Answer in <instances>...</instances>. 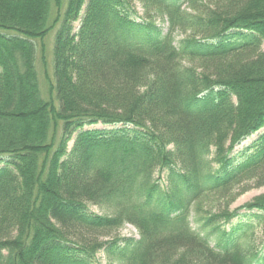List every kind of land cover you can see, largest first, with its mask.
<instances>
[{
    "label": "trees",
    "instance_id": "trees-1",
    "mask_svg": "<svg viewBox=\"0 0 264 264\" xmlns=\"http://www.w3.org/2000/svg\"><path fill=\"white\" fill-rule=\"evenodd\" d=\"M263 128L264 0H0V264H264Z\"/></svg>",
    "mask_w": 264,
    "mask_h": 264
},
{
    "label": "rangeland",
    "instance_id": "rangeland-1",
    "mask_svg": "<svg viewBox=\"0 0 264 264\" xmlns=\"http://www.w3.org/2000/svg\"><path fill=\"white\" fill-rule=\"evenodd\" d=\"M134 7L136 9V12L138 13L139 16L142 15V10L139 6V4H137L136 2H134ZM155 25L164 33L166 31L167 28V24L165 22L164 19H155L154 20ZM73 27H74V31L75 29H77L78 27V22L73 23ZM53 37L54 34L53 32H51L47 38L43 41V53L41 52V46L40 43L36 44V53H37V57H36V73H37V77H38V81H39V86H40V90H41V94L44 97H47V89H46V77H50L52 75V48H53ZM183 38L182 35H180L179 33H176L174 35V42L177 45V43ZM41 57H43V61L41 60ZM44 63V64H43ZM109 128H113V127H102L100 125H97L96 127H90L87 129H109ZM264 133V128L259 130L258 132H256L255 134H253L252 136H250L248 139H246L239 147H237L233 154L232 157H235L236 160L241 159L240 155L241 151L252 145V143L262 134ZM73 138L74 135L72 137V139L69 141L68 145H67V151H70L71 147H72V143H73ZM165 174L161 175V181L160 184L162 187L165 186ZM264 194V188H257V189H251L248 192H246L245 194H243L242 196H240L231 206L232 209H237L240 208L241 206H243L244 204L251 202L253 199L261 196ZM89 211L97 214V215H102L104 212L94 206H89L88 207ZM258 212L256 211H246V210H241L238 212V217L235 218L229 225L224 226L222 228L223 231H225L226 233L229 232L231 230L232 227H235L237 224H247L250 225V232L247 234L248 238H249V243L251 245V247L254 248V250L259 251L261 248H263L264 245V234L261 232V227H259L257 224V219L254 218L255 215H257ZM192 216L190 218L191 221V227L194 230H198V227L193 223V221L191 220ZM118 236L120 238H132V239H137V232L135 231V229L133 227H131L130 225H123L119 230H118ZM202 235H204V233H201ZM251 235V236H249ZM209 244L212 246H215L217 244V240L210 238L209 240ZM264 252V251H263ZM96 262L97 264H107L106 262V257L105 255L100 252L96 255Z\"/></svg>",
    "mask_w": 264,
    "mask_h": 264
}]
</instances>
